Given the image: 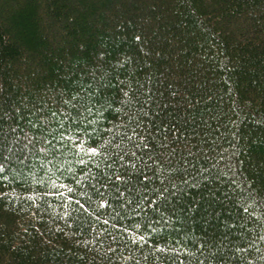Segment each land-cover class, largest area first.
<instances>
[{
  "label": "trees",
  "instance_id": "obj_1",
  "mask_svg": "<svg viewBox=\"0 0 264 264\" xmlns=\"http://www.w3.org/2000/svg\"><path fill=\"white\" fill-rule=\"evenodd\" d=\"M0 264H264V0H0Z\"/></svg>",
  "mask_w": 264,
  "mask_h": 264
}]
</instances>
